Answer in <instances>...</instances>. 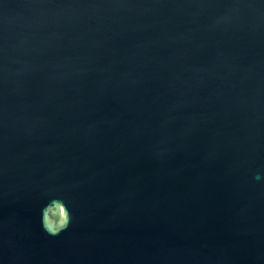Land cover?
<instances>
[{
  "label": "water",
  "instance_id": "95a60500",
  "mask_svg": "<svg viewBox=\"0 0 264 264\" xmlns=\"http://www.w3.org/2000/svg\"><path fill=\"white\" fill-rule=\"evenodd\" d=\"M258 172L264 0H0V264H264Z\"/></svg>",
  "mask_w": 264,
  "mask_h": 264
},
{
  "label": "clouds",
  "instance_id": "9594fccd",
  "mask_svg": "<svg viewBox=\"0 0 264 264\" xmlns=\"http://www.w3.org/2000/svg\"><path fill=\"white\" fill-rule=\"evenodd\" d=\"M255 178H256V180H261V179L264 178V177H262V174L258 172V173L256 174V177H255ZM71 219L74 220V217H72Z\"/></svg>",
  "mask_w": 264,
  "mask_h": 264
}]
</instances>
